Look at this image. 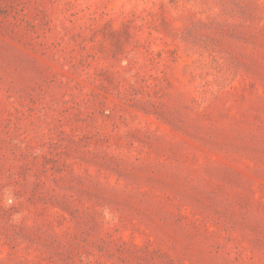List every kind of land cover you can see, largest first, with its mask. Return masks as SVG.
I'll return each instance as SVG.
<instances>
[{
  "label": "rangeland",
  "instance_id": "1",
  "mask_svg": "<svg viewBox=\"0 0 264 264\" xmlns=\"http://www.w3.org/2000/svg\"><path fill=\"white\" fill-rule=\"evenodd\" d=\"M0 264H264V0H0Z\"/></svg>",
  "mask_w": 264,
  "mask_h": 264
}]
</instances>
